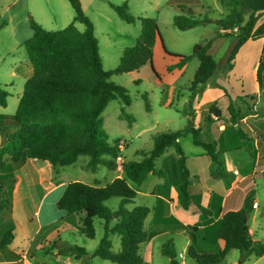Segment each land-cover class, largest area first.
Masks as SVG:
<instances>
[{
	"label": "rangeland",
	"instance_id": "1",
	"mask_svg": "<svg viewBox=\"0 0 264 264\" xmlns=\"http://www.w3.org/2000/svg\"><path fill=\"white\" fill-rule=\"evenodd\" d=\"M78 1L84 16L92 24L93 35L97 40L100 65L104 71L113 69L118 63L122 50L134 44L139 34L138 17H150L155 20L161 43L167 51L174 54L190 55L195 43L211 39L208 52L214 59L216 67L205 81L201 92L196 95L202 99L196 110L197 114L203 111L202 114L205 115V108L214 99L224 109L220 100L215 98L216 91L218 92L219 89L225 95L234 98L256 95V82L260 85L264 83V36L246 40L232 59V67L227 68L226 57L234 37L225 35L226 30L217 31L218 27L214 20L221 18L226 12V8L218 0H128L126 1L127 12L133 16L130 22L119 18L108 4L120 5L124 0ZM183 5L192 10L193 17L207 18V21L184 30L175 28L172 25V17L175 14L184 13L181 9ZM73 14L68 0H0V20L5 21V25L0 27V89L6 92L5 106H0V118H9L13 115L23 82L30 71L26 52L21 45L32 32L28 24L29 19L45 30H58L71 21ZM263 18L264 14L260 19ZM73 25L79 31L84 27L81 22L77 21ZM217 34L218 36L215 37ZM176 61L177 58L162 54L158 41L154 48L152 47L151 65L158 80L162 82L161 86L153 83L152 79L143 76L134 77L130 72L110 75L109 80L123 86L130 97V103L126 106L118 98L111 99L100 115L107 142L111 145L118 140L119 152L118 158L115 159V168L108 169L104 165H98L94 171H91L85 167L88 156L79 155L69 165L55 166L47 170V173H51L52 176L51 183L80 181L102 186L117 175H121L119 168L123 161L140 160L143 154L151 149L152 137L155 134L184 128L187 124L185 111L189 95L188 87L198 60L190 57L179 69L166 70L167 65L171 66ZM144 70L148 72L149 66ZM171 86L174 87L173 98L171 104L166 106L163 105V101L169 94ZM142 94L146 96L148 110L144 107ZM121 110L132 118L130 123L120 117ZM200 121V139L204 141L215 139L217 132L207 131L210 127L209 122L202 123L201 119ZM241 127L243 130L246 128L243 122ZM227 141L232 143L234 139L229 135ZM178 144L184 156V166L190 173L188 174L190 200L199 203L202 193L210 189L221 195V191L230 184L232 178L237 180L245 176L237 182V187L230 193L231 203L229 205L236 206L242 199L243 191L253 189L257 207L248 211L246 225L252 232V238L264 239V173L259 172L255 177L253 176V173L260 171V167L257 161L253 162L248 150H244L250 146V142L245 144L244 148L229 149L234 150L236 161H229L227 155L222 157L223 161L225 160L224 167L228 171L234 167L238 175L233 177L229 173L220 178L210 174V161L201 147L192 144L190 134L181 136ZM178 157L173 147H167L154 160V168L160 170L159 176L147 174L139 184L127 181L135 191V195L125 207L131 209L133 206H145L149 209V213L143 220L145 228L153 210L156 209L155 197L148 193L152 190L155 192L164 190L165 194L169 195L172 187L175 191L177 190V186L175 184L174 186L172 182H175L178 171L180 172ZM20 173L23 178L18 186V194L21 198L18 203H15L13 215L6 207L0 209V233L11 226L14 227L15 220L28 223L27 230H20L17 236L21 237L20 240L31 237L30 253L18 264H65L63 260L67 258L71 260V264H82L78 259L74 261L73 255L76 253L67 255L68 252L67 254L64 252L70 245H76L85 250L83 263L115 264L94 255L104 233L103 222L100 218L92 219L94 235L92 238L86 237L80 232V213L66 214L55 207L60 189L44 192L47 180L39 179L36 166L31 161L23 165ZM7 189L12 195V185ZM118 202L119 197H110L103 201V204L114 210ZM163 215V210L159 209L155 218ZM37 222L43 223L42 229H35L34 223ZM113 224L114 220H111L108 226L111 227ZM180 228L178 227L176 231L172 230L171 234L158 237V240L153 243L150 254H144L147 260L143 264H167L168 258L161 253L160 248L166 236L171 241L173 238L172 243L177 261L194 264L186 256L187 235ZM215 229L216 227L212 226L198 232L200 238L201 235L205 236L204 241L207 243L204 244L217 245L216 242L214 243L216 241ZM47 232L50 235L45 236ZM25 235L26 238H24ZM108 239L111 245L110 250L117 252L119 250L118 234L110 233ZM142 251L143 247L140 243L141 256ZM179 253L182 254L181 258L178 257ZM238 261L239 252L231 249L225 253L223 260L218 264H238ZM239 264H264V256L248 255Z\"/></svg>",
	"mask_w": 264,
	"mask_h": 264
},
{
	"label": "trees",
	"instance_id": "2",
	"mask_svg": "<svg viewBox=\"0 0 264 264\" xmlns=\"http://www.w3.org/2000/svg\"><path fill=\"white\" fill-rule=\"evenodd\" d=\"M126 1L128 0H124L120 5L108 4L119 18L130 22L133 16L127 12ZM218 1L226 8V12L214 22L219 29L227 31L224 32L225 35L234 37L226 57L227 68H231L232 59L246 40L264 36V18L260 19L264 14V0ZM68 2L73 10V17L58 30H45L32 19L28 21L32 32L21 45L26 52L30 74L23 82L13 115L0 118V209L6 207L11 210V193L7 188L15 181L14 171L27 159L47 161L50 166L55 167L69 165L79 155H87L85 167L91 171L98 165H104L108 169L115 168V159L119 152L118 140L111 145L107 142L100 115L111 99L118 98L126 106L130 103V97L126 89L110 81L109 76L137 70L147 63L158 79L151 65L152 47L157 39L164 54L177 58L175 64L166 66V70L179 69L190 57L198 60L188 87L186 126L155 134L152 137L151 149L138 161H123L120 165L121 175L108 183L96 186L80 181L67 182L55 201L58 210L66 214H81L80 232L88 238L94 235L92 219L97 217L102 220L104 233L94 255L115 264H143L139 245L146 236L142 223L148 208L125 207L135 195L127 181L139 184L148 173L159 175L160 170L154 168V160L167 147H173L179 156L178 192L181 206L209 220L210 203L202 206L189 198V173L184 166V156L178 139L187 133L190 134L192 144L201 147L209 158L210 174L219 178L227 176L222 158L225 149L244 148V145L250 142V146L244 150H248L249 156H253L255 151L251 146L252 137L243 130L241 123L244 117L263 106L264 83L260 85L258 82L259 97L256 103L252 95L234 98L228 96L226 118L222 117L215 102L209 103L201 120L202 123L209 122L208 132L219 133L212 141H204L199 137L200 126L193 123L195 116L192 102L216 67L208 52L211 39L195 43L190 55L174 54L167 51L161 43L155 20L150 17H138L139 34L134 44L122 50L113 69L104 71L100 65L97 40L93 35L91 22L84 16L78 0ZM181 9L183 14H175L172 17V25L179 30L207 21V18L193 17L192 10L184 5ZM76 21L83 24L81 31L73 25ZM4 25L5 21L0 20V27ZM217 36L218 34L215 37ZM5 97L6 92L0 89V106H5ZM141 98L144 100L145 109L148 110L146 96L142 94ZM120 117L125 118L128 123L132 120L122 110ZM216 119L224 121L221 130L214 124ZM226 132L231 134L234 142L224 141L223 134ZM110 197H119L114 210L103 204V201ZM253 197L254 190L250 189L238 209L227 210L217 218L215 235L221 241L220 246L201 245L196 226L184 225V232L189 241L185 250L186 256L196 264H218L227 251L236 249L239 252V264L248 255H263L264 239L252 240L246 225V215L253 207ZM111 220H114V224L109 227ZM110 233L119 236L117 252L110 250ZM12 237L11 227L0 233V248L7 245ZM160 248L161 253L168 258V264H179L171 239L164 241ZM64 252H68L67 255L76 253L73 255L75 259L86 255L85 250L76 245L66 247Z\"/></svg>",
	"mask_w": 264,
	"mask_h": 264
},
{
	"label": "crops",
	"instance_id": "3",
	"mask_svg": "<svg viewBox=\"0 0 264 264\" xmlns=\"http://www.w3.org/2000/svg\"><path fill=\"white\" fill-rule=\"evenodd\" d=\"M218 32H222V29H217ZM158 43V40H155V43L153 45L154 46ZM162 54H164V52L162 51ZM152 59V56H151ZM153 63V62H152ZM149 65L146 63L142 66H140L137 70H133L130 71L131 74H133L134 77H139V76H143L145 78H149L152 79L153 83L158 84V85H162V82L160 80H158L154 74L152 73V71L150 70L149 67V71L146 72V70H144L146 67H148ZM155 68V67H154ZM165 68V66L163 67ZM157 71L158 69L155 68ZM30 71L28 72V74L26 75L25 79L29 76ZM255 76V75H254ZM256 82V80H255ZM256 95H252L254 97V103L258 102V97H259V86L258 83L256 82ZM218 89V88H217ZM173 91H174V87L171 86L169 94L167 95L166 99L163 101V105H169L171 104L172 101V96H173ZM220 91V92H219ZM219 93L216 91L217 95L215 98H217V100H220V102L223 104L224 109L221 107V105H218L216 103V100L214 99L213 102H215L216 107L220 110L221 115L223 118H226V111L225 108L227 106L228 103V96L229 95H225V93H223V91H221L219 89ZM19 97V96H18ZM202 102V99H200L199 97L195 96L192 102V107L194 110V121L193 123L196 125L200 126V119L202 116L203 111L199 112V114H197L198 108H199V103ZM197 117V120H196ZM196 120V121H195ZM242 122L245 124L246 128L244 129L245 132L247 131L250 132L248 133V135L250 137H252V149L255 150L253 152V156H250L253 159V162L257 161V164L260 167V171L253 173V176L255 177V175H257V173H264V147H263V142H264V104L263 106L259 108V110H257L255 113L248 115L247 117H244L242 119ZM214 124L217 125L218 129L221 130L224 127V121L222 119H216V121H214ZM257 132L259 134V136L256 135ZM218 133H216V135L218 136ZM229 135L231 136V134H229V132H226L223 134V139L224 141H227ZM1 143V142H0ZM165 151V150H164ZM163 151V152H164ZM234 151V150H233ZM229 149H225L222 153V157H225L227 155L229 161H236L237 157L235 154V152H233ZM233 152V153H231ZM162 154V153H161ZM160 154V155H161ZM205 154V152H204ZM205 156L207 157V155L205 154ZM208 158V157H207ZM209 159V158H208ZM32 162L35 166H36V170H37V174L39 175V179L42 180H47L46 184H45V189L46 191L44 192H48V191H55L57 189H60V193L58 196H60L63 186L65 185V183L59 182V183H51V173L48 174L47 170H50V168H52V166L49 165V163L47 161H41L38 159H27L21 166H19L15 171H14V177H15V181L12 184V195H11V215H13L14 213V209H15V203H18L20 200V195L18 194V186L20 184V180H22V173H20V169L23 167V165H25V163H29ZM224 165H225V160L223 161ZM226 172L229 174L231 173V175L234 177L236 175H238V171L233 167L231 171H228L226 169V167H224ZM120 169V168H119ZM188 171V170H187ZM19 172V174H18ZM189 173V171H188ZM148 174H152V173H148ZM190 174V173H189ZM152 175H157V174H152ZM119 176V175H117ZM159 176V175H157ZM45 177V178H44ZM245 176H242L240 178H238L237 180L235 178H232L230 184L228 186H226L224 188V190H222V194L218 195L217 193H214V191H212L211 189L209 191H205L204 193H202V197L200 198L199 204H201L202 206H207L208 203H210V211H211V216L209 218V220H207V217L205 216H200L198 215V213H191L188 209H184L181 206L180 203V198H179V192H178V185L180 182V172L178 171V175H177V179L175 180V182H172L173 185L175 184L177 186V190H174V187H172L171 190V194L166 195L165 191H151L150 193H148L149 195H152L155 197V208L153 210L152 216L149 218L147 227H143V223H142V228L146 233L145 239L144 241L141 243V246L143 247V260L144 262L147 260L144 256V254H150L152 247H153V243L155 240H158V237L163 236V235H168L171 234V231H176L178 229V227L180 228V226L182 228H180L181 230L184 231V225H194L196 226V232L198 235V239L201 245H205L204 243H207L206 241H204L205 236L201 235V238L198 234V232L200 230L206 229L208 227H212L215 226L216 227V220L218 217H220V215L227 211V210H236L241 206L242 203V199L244 197V195L247 193V191H243V195H242V199L240 202L237 203L236 206H230L229 204L231 203V198H230V193L237 187V182L241 181L242 179H244ZM174 185V186H175ZM188 190V189H187ZM189 197L190 194L188 193ZM253 202L256 204L255 198L253 197ZM254 207H257V205H255ZM252 207V208H254ZM162 209L164 212V215L159 217V218H155V214L156 212ZM149 213V209L147 214ZM14 219L13 216H11ZM200 221V223H199ZM66 225L67 223L64 222ZM42 222H37L34 223V226L36 227V230L42 229ZM63 224V223H62ZM64 224V225H65ZM28 223L27 221H16L15 220V226H11L12 228V234L13 237L11 239V241L5 245L4 247L0 248V264H18L24 257H27V255L30 253V245H31V237H29L28 239H24V240H20L21 237L19 238L17 236V232H19L20 230L26 231ZM248 228V233L251 237L252 240H257L256 238H252V232L249 228V226H247ZM15 232V234H14ZM50 235L48 232L45 234V236ZM216 237V235H215ZM24 238H26V235L24 236ZM20 240V241H19ZM165 241L167 240V236L164 239ZM173 241V238H172ZM164 242V241H163ZM217 243V245H221V241L216 237V241H214V243ZM188 238H187V242ZM173 244V243H172ZM161 245V244H160ZM186 245V247H187ZM174 247V246H173ZM19 256H21V258H19ZM261 256H264L261 255ZM259 257V256H258ZM74 261L75 260H80L82 264H86L83 263V258H73ZM192 261V260H191ZM63 262L65 264H71V260L70 259H64ZM194 262V261H193ZM168 264V262H167ZM179 264H184L182 261L179 262ZM194 264H196L194 262Z\"/></svg>",
	"mask_w": 264,
	"mask_h": 264
},
{
	"label": "built area",
	"instance_id": "4",
	"mask_svg": "<svg viewBox=\"0 0 264 264\" xmlns=\"http://www.w3.org/2000/svg\"><path fill=\"white\" fill-rule=\"evenodd\" d=\"M233 30H235V28H233ZM117 158H118V157H117ZM252 206H253V207L255 206V203H254V202L252 203ZM178 257H180V258H181V257H182V254H181V253H179V254H178Z\"/></svg>",
	"mask_w": 264,
	"mask_h": 264
}]
</instances>
